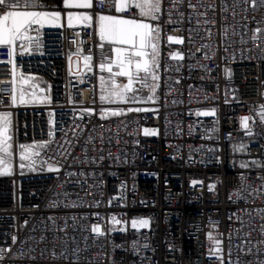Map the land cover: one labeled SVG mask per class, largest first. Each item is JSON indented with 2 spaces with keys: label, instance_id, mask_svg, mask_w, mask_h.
I'll return each instance as SVG.
<instances>
[{
  "label": "built area",
  "instance_id": "built-area-1",
  "mask_svg": "<svg viewBox=\"0 0 264 264\" xmlns=\"http://www.w3.org/2000/svg\"><path fill=\"white\" fill-rule=\"evenodd\" d=\"M10 3L0 10L58 12L60 24L0 45L14 163L0 176V264H264L261 0H162L147 21L161 29L154 99L143 89L118 104L97 99L108 50L90 25L65 26L60 0ZM90 12L133 15L99 0ZM237 143L256 164L235 165ZM20 145H44L34 165L20 167ZM140 219L148 226L133 228Z\"/></svg>",
  "mask_w": 264,
  "mask_h": 264
},
{
  "label": "snow or ice",
  "instance_id": "snow-or-ice-1",
  "mask_svg": "<svg viewBox=\"0 0 264 264\" xmlns=\"http://www.w3.org/2000/svg\"><path fill=\"white\" fill-rule=\"evenodd\" d=\"M110 2L114 7L116 13L133 12L131 17L113 16V15H99L97 17V31L100 38L101 47L104 43L113 45L111 52L115 54V60H110L108 64H101V70L112 72V65L119 68L118 72L113 74L111 80V88L107 90V95H102L101 100H108L109 102H137V93L143 87H149L154 93L156 81L159 80L157 74L159 67V46L161 40V29L159 25H154L147 21H158L159 14L162 10V0H99L101 6ZM182 2V0H178ZM264 4V0H261ZM65 8L68 9H90L94 7V0H63ZM18 7L17 4L10 3V0H0V8ZM60 14L58 12H41V11H5L0 15V45H11L15 40L25 37L27 29L32 23H42L45 19L56 20ZM139 17V18H137ZM69 26L74 20L89 22L93 17L87 13H73L69 12L68 16ZM257 32L260 30L257 29ZM261 38V37H258ZM170 43L180 44L183 42L180 37H167ZM118 45V46H117ZM12 55L11 49L9 56ZM173 59L183 57L179 53L171 54ZM91 57H85V61H89ZM13 81H11V104H17V88L15 80V72H13ZM114 77H126L127 83H116ZM103 81V77L101 78ZM151 81V83H149ZM27 83L26 80L23 81ZM139 84V88L135 85ZM25 91L19 92V103L25 104L30 101L25 100ZM149 100L154 99V96L148 97ZM145 111L146 109L136 108L129 109V111ZM112 115H120L121 112L113 111ZM213 112L198 113V115H212ZM264 117V112L261 113ZM250 117H242L241 125L248 130ZM155 134L149 130H145V135ZM12 123L9 113H0V175L10 173L11 158L13 156L12 144ZM21 151L19 159L22 162L20 167L26 166L24 162H28L27 166L35 164L34 157L39 153L34 149L37 147H44V145H20ZM256 164V161L252 162ZM247 164H242L241 167H247ZM51 170V169H50ZM196 182L193 181V184ZM215 186H210L214 188ZM115 219V218H113ZM119 223V221H116ZM149 221L147 219L133 220L132 227H147ZM92 232L103 235L99 226L94 225ZM13 243L16 242V237H12ZM217 242V247H218ZM3 251V249H0Z\"/></svg>",
  "mask_w": 264,
  "mask_h": 264
},
{
  "label": "crops",
  "instance_id": "crops-1",
  "mask_svg": "<svg viewBox=\"0 0 264 264\" xmlns=\"http://www.w3.org/2000/svg\"><path fill=\"white\" fill-rule=\"evenodd\" d=\"M59 7L65 11L64 18H63L64 19L63 24L65 26H69L68 19H67V16H68L69 12H73V13H87V14L91 15L93 17V19L91 21L82 22V21L74 20L73 23L71 24V26L90 25L92 27L95 35L98 37V39L100 41V38H99V35H98V31H97V17L99 15H102V14H92L90 12V9H68V8H65L64 4H63V0H60ZM48 13H52V12H48ZM3 14L4 13L0 10V15H3ZM113 16H119V15L114 14ZM39 24L42 27H44V28H55V27H57L60 24V17L58 19L54 20V21L51 20V19H45L42 23H39ZM104 46L107 48L108 54L106 56V59L104 61L100 60L98 62V64H97V67H96V71L98 73L97 93L98 92L99 93H103L104 92V94L107 95V90L110 89L111 86H112L111 85V80L113 78V74L115 72H118L119 68L116 67L113 64L111 66L112 67V72L111 73L108 72L107 70H101V67H100L101 64H108L110 60H115V54L111 52V47H113V45H109L108 43L105 42ZM102 77L104 79H106V80L102 81V79H101ZM114 78H115L116 83H124V84L127 83V78L126 77H114ZM149 83H151V82L149 81ZM135 87L139 88L140 86H139V84H137V85H135ZM143 89H148V87H143L139 91H141Z\"/></svg>",
  "mask_w": 264,
  "mask_h": 264
},
{
  "label": "rangeland",
  "instance_id": "rangeland-1",
  "mask_svg": "<svg viewBox=\"0 0 264 264\" xmlns=\"http://www.w3.org/2000/svg\"><path fill=\"white\" fill-rule=\"evenodd\" d=\"M106 79H103V81H105ZM98 81V80H97ZM97 85H98V83H97ZM148 89H149V87H148ZM150 92H151V96H153L154 95V93L150 90ZM102 95H106V94H104V92L103 93H97V99L99 100V101H102L101 100V96ZM103 102H105V103H108V104H118V103H129V102H118V101H116V102H109L108 100H104ZM113 111H117V112H119L118 110H112V112ZM0 113H5V112H0ZM233 150H234V160H237V161H240V160H242V159H244V153H243V150H242V148H240V143H237V144H235L234 146H233ZM18 162H21L20 161V159H19V156H18ZM13 156H12V158H11V167H10V173L14 170V166H13ZM49 170V169H48ZM19 172H23V171H21V170H18ZM9 173V174H10ZM5 175H8V174H5ZM0 176H2V175H0Z\"/></svg>",
  "mask_w": 264,
  "mask_h": 264
},
{
  "label": "trees",
  "instance_id": "trees-1",
  "mask_svg": "<svg viewBox=\"0 0 264 264\" xmlns=\"http://www.w3.org/2000/svg\"><path fill=\"white\" fill-rule=\"evenodd\" d=\"M242 164H247L248 165L247 167H242V168H249V167L253 166V164L249 163L247 160H240V161L235 160V165L237 167H241Z\"/></svg>",
  "mask_w": 264,
  "mask_h": 264
},
{
  "label": "water",
  "instance_id": "water-1",
  "mask_svg": "<svg viewBox=\"0 0 264 264\" xmlns=\"http://www.w3.org/2000/svg\"><path fill=\"white\" fill-rule=\"evenodd\" d=\"M251 161H253V160H251Z\"/></svg>",
  "mask_w": 264,
  "mask_h": 264
}]
</instances>
